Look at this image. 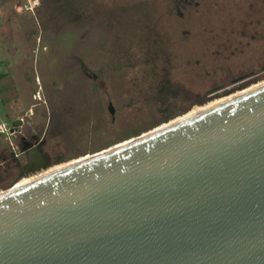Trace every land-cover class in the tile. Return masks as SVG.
Segmentation results:
<instances>
[{"label":"water","instance_id":"water-1","mask_svg":"<svg viewBox=\"0 0 264 264\" xmlns=\"http://www.w3.org/2000/svg\"><path fill=\"white\" fill-rule=\"evenodd\" d=\"M155 127L0 194V264H264V85Z\"/></svg>","mask_w":264,"mask_h":264},{"label":"rangeland","instance_id":"rangeland-1","mask_svg":"<svg viewBox=\"0 0 264 264\" xmlns=\"http://www.w3.org/2000/svg\"><path fill=\"white\" fill-rule=\"evenodd\" d=\"M3 59L0 123L18 116L14 101L18 109L39 98L51 104L44 120L24 115L38 129L51 116L49 173L264 84V0H0ZM10 142L2 135L0 157Z\"/></svg>","mask_w":264,"mask_h":264},{"label":"flooded vegetation","instance_id":"flooded-vegetation-1","mask_svg":"<svg viewBox=\"0 0 264 264\" xmlns=\"http://www.w3.org/2000/svg\"><path fill=\"white\" fill-rule=\"evenodd\" d=\"M80 61V60H79ZM80 67L83 70L84 74L89 75V73L85 72L86 65L84 61H80ZM90 76V75H89ZM255 74H251L248 78L240 81V82H247L250 77H254ZM91 78V76H90ZM95 79V77L93 76ZM239 82L234 83L237 84ZM249 85L245 83L242 87H246ZM242 89V88H241ZM228 94V92H225ZM225 95V94H224ZM39 101L36 103H30L26 109H18V116L15 119L12 118V122L8 125V133L14 137V143L10 142L9 146L11 148L10 155L8 156H1L0 159V189L7 188L13 186L15 183L29 177L33 176L37 173L38 175H44L50 167L44 169L46 167L45 164L41 162H36L30 169L24 170L22 166L25 164L26 161V154L24 149L28 148L29 145L32 147H39L42 152H45L49 156V164L53 165L55 162L51 159L49 152L47 150V141L49 138L50 133V122L51 116L48 117L46 125L43 126L42 129H38L39 126L36 123L29 124L28 121H25L24 115L28 114L31 110V116H40L46 119V111H48L49 105L46 100L42 98L38 99ZM35 109V110H34ZM27 117V115H26ZM12 123H15V127H12ZM40 124V123H39ZM36 125V127H35ZM38 126V127H37ZM8 162L11 163L10 166L6 165L3 169L2 164H7ZM59 169V168H58ZM9 179V182L7 181ZM29 181H25L27 183ZM6 190L0 192L4 193Z\"/></svg>","mask_w":264,"mask_h":264},{"label":"trees","instance_id":"trees-1","mask_svg":"<svg viewBox=\"0 0 264 264\" xmlns=\"http://www.w3.org/2000/svg\"><path fill=\"white\" fill-rule=\"evenodd\" d=\"M7 74H5V73H0V80H2L5 76H6ZM213 101H215V98H211L210 100H207L206 102H204V103H202V104H198L199 106H201L200 108H197V109H188L187 111H185V112H183L182 114H180L181 112H178V113H176V111H172L171 112V117H173L175 114H180V115H178V116H175V117H173V118H171L169 121H167V122H163V123H161L160 125H158L157 127H155L154 128V130H156V129H158V128H160V127H163V126H165V125H167V124H169V123H172V122H174V121H176V120H179V119H181V118H183V117H186V116H188V115H191V114H193V112L195 111V110H197V111H200L201 109H202V106L203 105H206V104H210V102H213ZM161 105H160V110L162 109H164L163 107H166V103L164 102V103H160ZM169 112V111H168ZM151 127H154L153 125L151 126ZM148 129H150V128H148ZM153 130V131H154ZM152 131V130H151ZM147 133H149V132H144L143 133V135L144 134H147ZM137 135H139L138 133H135V134H132L131 135V137H135V136H137ZM129 137V136H128ZM127 137V138H128ZM1 138H2V135L0 134V140H1ZM127 138H125V139H127ZM124 139V140H125Z\"/></svg>","mask_w":264,"mask_h":264},{"label":"crops","instance_id":"crops-1","mask_svg":"<svg viewBox=\"0 0 264 264\" xmlns=\"http://www.w3.org/2000/svg\"><path fill=\"white\" fill-rule=\"evenodd\" d=\"M13 58H14V53H13V57L11 58V60H13ZM9 60H10V58H9ZM0 62H5L4 68L2 71H0V73H5V74H7V72L9 73V71H8L9 70L8 69L9 63H7V59L0 60ZM6 77H7V75L5 76V78ZM2 80H4V78ZM2 80H0V82ZM35 97H36V94L35 95L32 94V98L35 99ZM0 100L3 102H5V100H6V96L4 95V91H3V88L1 87V85H0ZM16 103L17 102H15V101L12 103L14 106H13V112H11V115L13 114L14 116H16L18 114V107L16 106L17 105ZM13 119H15V118H13ZM1 123H5V122H1Z\"/></svg>","mask_w":264,"mask_h":264},{"label":"bare ground","instance_id":"bare-ground-1","mask_svg":"<svg viewBox=\"0 0 264 264\" xmlns=\"http://www.w3.org/2000/svg\"><path fill=\"white\" fill-rule=\"evenodd\" d=\"M262 85H264V84H262ZM261 86V85H260ZM259 87V86H258ZM255 88H257V87H255ZM255 88H253V89H255ZM250 90H252V89H250ZM250 90H248V91H250ZM247 92V91H246ZM243 93H245V92H243ZM242 94V93H241ZM240 95V94H239ZM237 96V95H236ZM235 97V96H234ZM233 98V97H232ZM231 99V98H230ZM227 100H229V99H227ZM227 100H225V101H227ZM225 101H223V102H225ZM223 102H221V103H223ZM221 103H218V104H216V105H219V104H221ZM216 105H214V106H211V107H208V108H206V109H203V110H201V111H198V112H196V113H193V114H191V115H188L187 117H189V116H192V115H194V114H197V113H200V112H202V111H205V110H207V109H209V108H212V107H215ZM184 118H186V117H183V118H181V119H184ZM181 119H179V120H181ZM176 121H178V120H176ZM175 122V121H174ZM173 123V122H172ZM170 124V123H169ZM168 125V124H167ZM166 126V125H165ZM165 126H163V127H165ZM161 128V127H160ZM160 128H158V129H160ZM157 130V129H156ZM155 131V130H154ZM145 135V134H144ZM127 142V141H126ZM125 143V142H124ZM119 145H121V144H119ZM89 157H91V156H88V157H84L85 159L86 158H89ZM84 158H83V160H84ZM82 161V160H81ZM79 162V161H78ZM75 163H77V162H75ZM75 163H72V164H75ZM72 164H68V165H66V166H63V167H61V168H59V169H56L55 171H58V170H60V169H63V168H65V167H67V166H69V165H72ZM55 171H52V172H49V173H46V174H44V175H42V176H45V175H49V174H51V173H53V172H55ZM42 176H40V177H42ZM40 177H37L36 179H38V178H40ZM33 180H35V179H33ZM33 180H31V181H33ZM30 181V182H31ZM27 183H29V182H27ZM26 183V184H27ZM24 185V184H23ZM23 185H21V186H23ZM21 186H18V187H21ZM15 188H17V187H13V188H11V189H15ZM2 194V193H1Z\"/></svg>","mask_w":264,"mask_h":264},{"label":"built area","instance_id":"built-area-1","mask_svg":"<svg viewBox=\"0 0 264 264\" xmlns=\"http://www.w3.org/2000/svg\"><path fill=\"white\" fill-rule=\"evenodd\" d=\"M0 134L1 135H10L8 133V125L6 123H0Z\"/></svg>","mask_w":264,"mask_h":264}]
</instances>
